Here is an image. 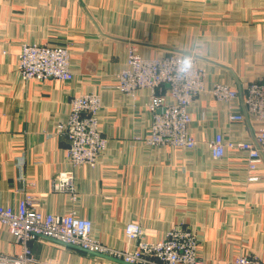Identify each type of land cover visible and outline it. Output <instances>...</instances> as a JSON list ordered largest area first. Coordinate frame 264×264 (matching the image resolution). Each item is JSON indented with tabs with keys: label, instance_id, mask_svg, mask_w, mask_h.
I'll return each mask as SVG.
<instances>
[{
	"label": "crops",
	"instance_id": "0c3cea01",
	"mask_svg": "<svg viewBox=\"0 0 264 264\" xmlns=\"http://www.w3.org/2000/svg\"><path fill=\"white\" fill-rule=\"evenodd\" d=\"M23 44H69L73 79L23 80ZM130 46L144 58L194 53L207 87L224 83L239 93L230 102L209 91L193 99L194 149L137 139L151 127L150 90L131 96L116 88ZM263 77L264 0H0V205L16 208L32 195L44 213L90 220L92 237L115 250L135 246L125 236L129 223L154 242L183 225L197 234L205 264H231L239 253L264 263V160L251 182L245 151L215 159L208 145L218 133L235 144L255 140L261 122L229 115L245 114L244 91ZM89 93L100 95L108 146L96 166L78 168L56 129L68 119L70 100ZM159 94L172 102L166 86ZM66 171L74 176V200L53 190ZM30 245L36 264H125L45 237ZM21 251L0 224V252Z\"/></svg>",
	"mask_w": 264,
	"mask_h": 264
},
{
	"label": "built area",
	"instance_id": "2783aa9c",
	"mask_svg": "<svg viewBox=\"0 0 264 264\" xmlns=\"http://www.w3.org/2000/svg\"><path fill=\"white\" fill-rule=\"evenodd\" d=\"M184 54L144 58L135 46L128 48V66L118 74L116 88L131 96L141 89L150 90L148 111L151 127L144 137L137 138L147 146L194 149L198 142L188 129L192 122L188 109L193 99L204 91H209L219 102H230L239 96L237 90L224 83L207 87L205 71L194 53H190L193 55L192 70L184 76L177 75L176 62ZM18 72L23 80H72L69 44H23L18 54ZM164 86L168 88L171 103L159 94ZM242 102L245 114L230 113L229 119L243 121L249 114L261 122L263 125L258 128L255 140L235 144L218 133L208 145L215 159L222 158L229 149L245 151L248 154V179L254 182L258 180L255 175L257 167L264 160V77L246 87ZM100 108L101 98L97 93L74 96L70 100L67 121L57 125L58 136L65 135L68 139L67 159L74 167L96 166L107 149L108 139L99 125ZM73 179L70 171L57 174L52 182L53 190L66 193L74 200L77 192ZM37 203L32 195H25L16 208L0 205V224L7 227L22 248L19 254L0 252V264H36L30 244L41 237L125 264H205L197 254V234L187 226H173L163 240L154 242L144 238V230L139 224L129 223L125 226V236L135 246L115 250L92 237L93 224L90 220L75 213L60 216L47 214ZM231 264L264 263L256 256L239 253Z\"/></svg>",
	"mask_w": 264,
	"mask_h": 264
},
{
	"label": "clouds",
	"instance_id": "9594fccd",
	"mask_svg": "<svg viewBox=\"0 0 264 264\" xmlns=\"http://www.w3.org/2000/svg\"><path fill=\"white\" fill-rule=\"evenodd\" d=\"M193 66V55L184 54L181 55L176 62L177 75L184 76L192 70Z\"/></svg>",
	"mask_w": 264,
	"mask_h": 264
},
{
	"label": "water",
	"instance_id": "95a60500",
	"mask_svg": "<svg viewBox=\"0 0 264 264\" xmlns=\"http://www.w3.org/2000/svg\"><path fill=\"white\" fill-rule=\"evenodd\" d=\"M79 249V248H78ZM111 259V258H110Z\"/></svg>",
	"mask_w": 264,
	"mask_h": 264
}]
</instances>
